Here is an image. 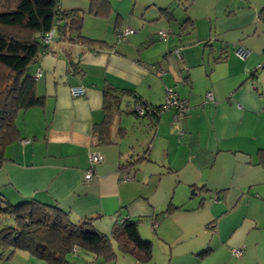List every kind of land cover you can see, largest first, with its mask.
I'll use <instances>...</instances> for the list:
<instances>
[{"label": "crops", "instance_id": "1", "mask_svg": "<svg viewBox=\"0 0 264 264\" xmlns=\"http://www.w3.org/2000/svg\"><path fill=\"white\" fill-rule=\"evenodd\" d=\"M169 1L111 0L104 20L88 13L86 0H61L63 10L85 12V36L106 44L68 46L56 36L29 68L44 105L18 114L22 139L5 150L0 192L12 204H55L73 222L101 215L94 228L109 237L140 219L142 238L164 264H264L263 1L185 0L180 18ZM167 27L161 46L158 33ZM125 29L134 33L120 42ZM236 46L250 50L246 60ZM76 85L86 97L71 96ZM169 88L187 101L185 119L175 121L173 110L158 120L131 114L137 98L161 107ZM106 92L119 98L109 111ZM107 114L112 144H100ZM94 153L104 161L86 181ZM0 264L47 263L18 251Z\"/></svg>", "mask_w": 264, "mask_h": 264}, {"label": "trees", "instance_id": "2", "mask_svg": "<svg viewBox=\"0 0 264 264\" xmlns=\"http://www.w3.org/2000/svg\"><path fill=\"white\" fill-rule=\"evenodd\" d=\"M86 1L88 13L93 17L106 20L112 14L111 0ZM84 15L78 8L63 10L61 0H0V168L7 147L22 139L16 123L18 114L44 105V97L36 94L35 80L28 75V70L39 57L51 52V44L43 41L46 34L55 30L57 40L68 46L105 47L104 41L93 40L82 33ZM258 20L264 26V0ZM185 24L187 22L183 26ZM67 55L72 54L67 50ZM70 64L71 72L79 73V66L73 61ZM106 100L107 111L119 102L118 97L109 98V94ZM135 102L147 106L138 98ZM161 108L155 107V111L144 116L130 112L140 118L150 116L158 120ZM107 115L106 122L98 128L100 144H112L108 138L111 115ZM259 162L264 165V150L259 151ZM100 218L101 215H97L73 222L68 213L55 204L37 200L12 204L0 192V258L6 261L23 251L47 264H73L68 256L83 249L93 257L114 260L116 246L119 253L132 256L138 264L152 263L153 246L139 232L140 219H127L115 227L109 237L94 228Z\"/></svg>", "mask_w": 264, "mask_h": 264}, {"label": "built area", "instance_id": "3", "mask_svg": "<svg viewBox=\"0 0 264 264\" xmlns=\"http://www.w3.org/2000/svg\"><path fill=\"white\" fill-rule=\"evenodd\" d=\"M133 33H134V31L131 29H125L122 31H118L117 32V38L121 42V41L125 40V38L128 35H131ZM56 36H57V34H56L55 30L46 34V36L43 40L44 44H46V45L52 44L54 42ZM158 36L162 42H167V40H168V33L167 32L160 31L158 33ZM235 48H236L234 51L235 55L237 57H239L240 59L246 60L249 57V55H250L249 49H247L245 47H239V46H236ZM174 53L177 57H179V58L181 57V49H177ZM40 75H41V73H38V76H40ZM70 93H71V96L73 98H84L87 95V90L82 85H76V86L71 87ZM206 98L209 101H212L213 100V93H211V92L207 93ZM163 110L175 111V121L180 122L183 119H185L187 114L189 113V106L187 104V101L183 98H180L178 93L173 88H169V89H167L164 104L162 105V108H161V112ZM132 111L137 112L140 116H144L147 112L149 113V112L155 111V107H151L148 105L145 106L142 103L138 102V103L133 104ZM103 161H104V156L100 153H94V154H91L89 156V168H88L86 175H85L86 181H90L92 179L94 172H95L94 171L95 166L102 163ZM129 174L130 173H128V175ZM128 175L125 177V181H128V179H129ZM216 199H217V197H215V200ZM232 253L235 256L240 257V256H242L243 251L240 249H233Z\"/></svg>", "mask_w": 264, "mask_h": 264}, {"label": "rangeland", "instance_id": "4", "mask_svg": "<svg viewBox=\"0 0 264 264\" xmlns=\"http://www.w3.org/2000/svg\"><path fill=\"white\" fill-rule=\"evenodd\" d=\"M138 1L140 2V0H138ZM169 4L172 7V12L175 13V15L178 16L179 18L181 16L182 12L184 11L183 5H185V7L187 6V4L185 3V0H170ZM123 5H125V3H123ZM114 19H116V16ZM169 29L170 28L167 27L165 30H162V31L168 33ZM173 34L174 33H170V35H172L174 37L175 35H173ZM168 35H169V33H168ZM159 45L163 46V45H165V43L160 41ZM232 46H234V44H232ZM235 49L236 48L233 47V51H235ZM234 54H235V52H234ZM148 134H150V133H148ZM261 246H264V243ZM114 251L116 254V258L114 260H106L103 257H93L92 255L88 254V252L86 250H83V249L78 250L77 253L69 255L68 259L73 264H138L132 256L119 253L116 246L114 248ZM154 254L155 253H154V249H153V255ZM162 260H163L162 253L158 252L155 259L153 258V261L151 264H164L166 259H164L163 261ZM157 262H159V263H157Z\"/></svg>", "mask_w": 264, "mask_h": 264}]
</instances>
